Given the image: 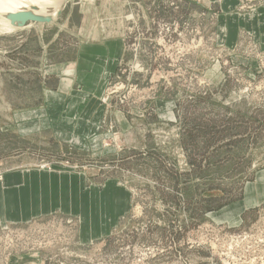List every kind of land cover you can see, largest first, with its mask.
Masks as SVG:
<instances>
[{
    "label": "rangeland",
    "instance_id": "374dc122",
    "mask_svg": "<svg viewBox=\"0 0 264 264\" xmlns=\"http://www.w3.org/2000/svg\"><path fill=\"white\" fill-rule=\"evenodd\" d=\"M218 10L69 0L11 30L0 10V211L22 172L71 177L64 204L0 221L40 228L0 264H264V0H240L236 28ZM80 51L97 87L71 82Z\"/></svg>",
    "mask_w": 264,
    "mask_h": 264
},
{
    "label": "crops",
    "instance_id": "0c3cea01",
    "mask_svg": "<svg viewBox=\"0 0 264 264\" xmlns=\"http://www.w3.org/2000/svg\"><path fill=\"white\" fill-rule=\"evenodd\" d=\"M204 1L208 5H211V6L216 5L220 13L224 12L225 17H223L224 15L220 16L223 22L222 27L229 24L228 26H231V28H236L241 25V24L239 25L238 23L240 22V19H239L240 17L232 13L234 10L237 9L240 0H204ZM256 19L257 18L253 19V25H255ZM80 53L81 54H79V59L76 60L75 62L76 67L71 72L73 73V79L71 80V82L73 83V80H77L78 82H81L84 85L88 86V88H89L88 84L94 85L96 83L95 86L97 87L99 83L101 82L99 81V79H100V75L104 71V67L102 66L97 67L93 63V60H95V55L92 56L93 60H91L89 59V54H85L83 53V51H80ZM107 53L105 54V56L103 55L100 58H98L99 63H101L100 65L104 63V60L105 61L107 60L106 59ZM65 73H67V71H64V74ZM96 87H93L91 89H94ZM86 88L87 87L84 86L79 90L80 92L75 93L71 91L66 94V97L69 95L68 104L66 106L67 111L69 112V116H72L71 114L72 112L77 113L81 107L82 102H84L86 97L88 98L89 93H86V92H89V91H88V88L87 89ZM59 96H63V95L55 94V95H51L50 98H52V101H53L55 99H58ZM86 108L87 107H85V109ZM96 110H97L96 115H99L100 110L97 106H96ZM69 178L71 179L69 175L68 176L61 175L60 180H58V177L56 176V174L53 173V174L48 175V173H46L45 171H40L39 173L38 172L37 173H34V172L20 173L19 180L15 182V184H17L15 185L16 186L15 191L10 192L11 196H13L12 201H14V205H10L9 203L2 204L1 206L2 209L0 211V214H1L0 221L11 220V219H16V218L19 219L22 213L26 215L24 216L26 218L32 214H40L42 209L39 208V205L43 204L44 208H46L49 204V201L47 200H51V210L54 209L55 204H57L58 202H62L64 204L70 198L69 196L70 189H68L69 187L67 188L65 184L63 183H66V185L68 186ZM56 182L57 184H59L58 187L56 185ZM49 185L50 186L56 185L53 188L51 186L50 194L46 193L48 189L47 187ZM58 191L59 192L65 191V192L64 194H60V195L55 194ZM72 198H74V201L76 203L77 198L74 197V194H72ZM40 200H43V201L40 202Z\"/></svg>",
    "mask_w": 264,
    "mask_h": 264
},
{
    "label": "bare ground",
    "instance_id": "6f19581e",
    "mask_svg": "<svg viewBox=\"0 0 264 264\" xmlns=\"http://www.w3.org/2000/svg\"><path fill=\"white\" fill-rule=\"evenodd\" d=\"M24 1V4H23ZM65 0H0V10L5 11L1 17V20L4 22V26H7L8 29L14 28H24L27 26H20L18 24L12 25L8 15L10 13H17L20 11L28 12L35 18H37L40 22H45L49 19H56L58 15V11L63 5ZM9 30V31H10ZM50 220V219H49ZM48 221V220H47ZM42 222V221H41ZM23 235V234H21ZM30 234H27V236ZM26 236V237H27ZM4 241V242H3ZM28 242H33L31 237L27 239ZM3 242V243H2ZM19 242L15 239L14 233H6L5 235L0 236V259L4 256L7 257V252L5 250L6 247L12 248V252L17 250L19 247ZM25 243L21 242L23 248ZM11 252V253H12Z\"/></svg>",
    "mask_w": 264,
    "mask_h": 264
},
{
    "label": "water",
    "instance_id": "95a60500",
    "mask_svg": "<svg viewBox=\"0 0 264 264\" xmlns=\"http://www.w3.org/2000/svg\"><path fill=\"white\" fill-rule=\"evenodd\" d=\"M67 2H69V0H65V2L63 3V5L61 6V8L58 11V15L57 18L61 17L63 11H64V7L66 6ZM8 18L10 19L12 25L18 24L19 27L20 26H26L27 23L29 22H34V21H38L37 18H35L34 16H32L31 14H29L28 12H17V13H10L8 15ZM55 20V19H54ZM50 21H53L52 19H49L45 22L49 23ZM40 22V21H38Z\"/></svg>",
    "mask_w": 264,
    "mask_h": 264
},
{
    "label": "built area",
    "instance_id": "2783aa9c",
    "mask_svg": "<svg viewBox=\"0 0 264 264\" xmlns=\"http://www.w3.org/2000/svg\"><path fill=\"white\" fill-rule=\"evenodd\" d=\"M40 228H29L27 231V234H31V233H33V232H35V231H37V230H39ZM21 230L19 229V228H17V230H11V231H8V230H6V228H0V236L1 235H5L6 233H14L15 234V239L17 240V241H19V239L18 238H26V235H21ZM41 241V238H38L37 239V242L39 243ZM4 242V241H3ZM2 242V243H3ZM39 246H41L40 244H39ZM12 248H14V246H12ZM12 248H10V247H6L5 248V250H6V252H7V256H9L10 254H11V252H12ZM36 247H35V241L34 242H32V244H31V247L30 248H22V249H35Z\"/></svg>",
    "mask_w": 264,
    "mask_h": 264
}]
</instances>
